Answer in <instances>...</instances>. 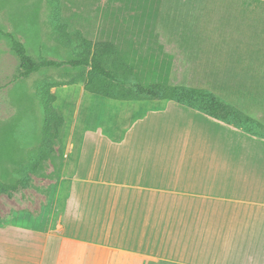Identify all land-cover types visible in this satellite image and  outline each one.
<instances>
[{"label":"crops","instance_id":"crops-1","mask_svg":"<svg viewBox=\"0 0 264 264\" xmlns=\"http://www.w3.org/2000/svg\"><path fill=\"white\" fill-rule=\"evenodd\" d=\"M234 8L229 71L239 76L230 88L245 91L239 103L219 97L264 125V0ZM51 93L55 107L77 96L66 114L56 107L65 132L56 147L64 157L53 181V210L39 211L37 225L19 223L18 213L0 225L6 258L0 264H264L262 133L172 100L149 99L157 105L144 108V100L97 95L82 82ZM103 99L133 104L116 112ZM178 114L191 118L183 124V144L155 139L153 128ZM75 244L83 248L72 250ZM92 248L106 250L110 260Z\"/></svg>","mask_w":264,"mask_h":264},{"label":"rangeland","instance_id":"rangeland-1","mask_svg":"<svg viewBox=\"0 0 264 264\" xmlns=\"http://www.w3.org/2000/svg\"><path fill=\"white\" fill-rule=\"evenodd\" d=\"M238 1L244 0H0V33L12 34L37 61L75 60L81 52L82 40L92 45L112 42L131 66L130 81L137 78L148 86L155 79L171 86L205 89L239 103L245 90L230 88L239 74L229 71L233 49L229 41L230 22ZM167 60L171 62L170 67L159 64ZM20 70V60L13 53L9 39L0 34V181L10 187L16 186V173L27 165L30 154L38 150L43 140L45 116L37 87L45 81L70 83L81 73L70 66L49 67L22 78ZM88 70H84L85 74ZM152 72H159L154 79ZM249 76L257 78L254 74ZM65 90L60 88L59 93ZM76 98L68 106L62 107L58 102L56 107L66 114V109L71 111L76 104ZM95 98L102 100V97ZM103 100L107 105L113 104L116 112L133 104ZM143 100L144 108L157 105L156 101ZM100 105L104 113L107 105L102 106V101ZM239 106L250 110L243 103ZM189 119L182 114L174 115L162 121L160 129L153 128L152 133L165 144H183V124ZM253 128L264 135L263 129ZM64 132L63 127L51 158L34 172H26L28 187L18 186L16 191L9 189L0 194L2 222L18 213L19 223L37 225L39 211L53 210V181L60 176L58 166L64 157L56 147L64 145ZM82 248L83 245L75 244L72 250ZM90 250L97 257L110 260L106 250ZM0 256V260H6L4 255ZM84 256L80 253L78 257Z\"/></svg>","mask_w":264,"mask_h":264},{"label":"trees","instance_id":"trees-1","mask_svg":"<svg viewBox=\"0 0 264 264\" xmlns=\"http://www.w3.org/2000/svg\"><path fill=\"white\" fill-rule=\"evenodd\" d=\"M9 39L13 53L20 60L19 77H29L44 68L70 66L80 70L79 76L70 83H55L45 81L42 86L37 87L38 97L44 109V130L43 140L36 152L29 156L27 165L20 167L16 173L18 182L16 186L10 187L0 181V194L11 190H18V186L28 187L26 172H34L39 165L49 160L54 153L56 142L62 134L65 125L64 117L57 112L55 107L56 97L52 95L51 89L54 86L79 83L85 80V89L97 95L106 96L119 100H143V99H165L172 100L207 116L237 129L248 133H254V128L264 130V126L256 120L222 100L218 95L205 89L171 86L167 83L158 82L154 78L159 72H152L154 83L143 85L137 78L130 81V67L119 55L116 45L112 42H100L92 45L89 41L82 40L81 52L75 60L69 62H58L54 60L37 61L32 58L24 46L10 33H0ZM67 37V34H64ZM90 68L85 74V69ZM85 76V77H84ZM138 96V97H137ZM3 222L0 220V225Z\"/></svg>","mask_w":264,"mask_h":264}]
</instances>
